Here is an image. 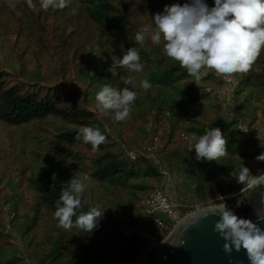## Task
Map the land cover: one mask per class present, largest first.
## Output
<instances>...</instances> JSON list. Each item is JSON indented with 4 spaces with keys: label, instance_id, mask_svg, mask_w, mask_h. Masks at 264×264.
<instances>
[{
    "label": "trees",
    "instance_id": "trees-1",
    "mask_svg": "<svg viewBox=\"0 0 264 264\" xmlns=\"http://www.w3.org/2000/svg\"><path fill=\"white\" fill-rule=\"evenodd\" d=\"M34 2L39 8V0ZM185 2L72 0L71 5H75L62 10L50 7L47 11L34 12L25 0L22 9L16 8L25 29L20 31L15 43L26 40L28 34V39L36 35L38 50L47 53L45 48L51 54L54 45L47 47L46 42L52 33L51 42L56 39L61 46L60 51L55 48L54 54L65 56L61 57L64 71L72 70L73 65L77 74L88 82L83 88L66 76V72L65 82L53 83L50 76L46 80L30 81L24 77L23 70L14 73L0 68V123L5 130L19 132L28 128V134L33 137L27 144L17 143L9 134L8 139L0 140V183L4 184L0 189V264L134 261L147 244L141 235L127 236L125 231L141 221L140 199L144 194L156 187L169 191L173 183L186 178L187 195L194 190L198 201L207 202L217 194L240 192L242 185L230 173L244 163L254 173L264 169V162L255 159L264 151L256 130L259 118L264 116V49L249 72L235 74L240 78V86L232 99L234 114L230 115L231 105L224 108L214 89L207 91L214 81L213 69L202 70L207 75L198 86L177 61L164 55L163 39L159 46L150 39L143 45L135 42V33L141 27L154 28L152 16L162 11L165 4ZM206 2L210 6L214 4V0ZM48 15H53L51 23L47 22ZM74 36L85 37L87 43L76 42L70 47L68 42ZM83 46L86 61L73 62ZM129 47L139 50L144 68L140 73L118 70L120 76L130 77L134 82L124 85L120 76L114 77L107 69L112 64L113 52L122 57ZM51 64L58 71L57 63L52 60ZM143 78L152 85L148 90L140 87ZM105 84L116 89L128 87L137 93L125 121H116L112 110L101 112L97 107L95 96ZM139 118L146 122L152 118L160 126L168 120L161 149H150L158 130L152 126L149 131L146 122H140ZM52 122L58 126L52 127ZM240 123H246L249 132H242ZM127 125L133 129L131 132L126 131ZM83 126L98 128L107 137L96 151L90 144L75 139ZM212 127L224 132L227 154L218 162L197 161L195 150L191 156L188 151V138L193 132L203 135ZM181 133L187 135L183 149L176 143ZM49 152L56 157H50ZM176 170L182 174L186 171L188 175L180 176ZM73 175L89 178L77 216L93 206L106 209L98 227L85 235H79L76 228L66 231L57 227L58 220L53 215L61 183ZM262 192L264 188L246 192L240 209L255 211L254 204L260 207ZM241 195L233 197L237 200Z\"/></svg>",
    "mask_w": 264,
    "mask_h": 264
},
{
    "label": "clouds",
    "instance_id": "clouds-1",
    "mask_svg": "<svg viewBox=\"0 0 264 264\" xmlns=\"http://www.w3.org/2000/svg\"><path fill=\"white\" fill-rule=\"evenodd\" d=\"M71 3L72 0H39L37 8L34 0H27L28 7L34 12L47 11L50 7L62 10ZM72 12L75 14L76 9L73 8ZM152 21L154 28L143 26L136 31L135 42L143 45L150 39L152 44L159 46L163 39L164 55L177 61L198 86L207 75L202 71L205 68L213 69L218 77L223 78L249 72L264 49V0H214L212 6L206 0L165 4L162 11L152 16ZM143 68L139 50L129 47L122 57L113 52L112 64L107 71L115 77L120 76V69L140 73ZM120 80L124 85L134 83L130 77L120 76ZM151 86L148 79L140 80V87L144 90ZM136 99L137 93L128 87L116 89L108 84L95 96L99 110H112L116 121H125L129 117ZM257 130L259 146L264 148V133ZM241 131L248 132L249 128H242ZM75 139L90 144L96 151L107 137L98 128L83 126ZM188 141V151L195 150L197 161L218 162L227 154L228 140L219 127L207 129L203 135L193 132ZM255 159L264 162V151ZM230 176L242 185V195L236 200V207L242 206L246 192L264 188V169L254 173L244 163ZM88 179L87 175H73L61 183V193L53 213L58 220L57 227L66 231L76 228L79 235L92 233L98 227L106 209L93 206L86 213L76 214L82 206L81 197L88 187ZM235 195L217 194L198 214H194L193 221L199 222L208 216L217 217L213 231L225 241L223 250L229 255L233 251L244 250L249 264H264V227L260 223L264 221V192L261 193L260 207L254 204L257 221L240 217L228 206L227 200ZM73 217H76L75 220Z\"/></svg>",
    "mask_w": 264,
    "mask_h": 264
},
{
    "label": "rangeland",
    "instance_id": "rangeland-1",
    "mask_svg": "<svg viewBox=\"0 0 264 264\" xmlns=\"http://www.w3.org/2000/svg\"><path fill=\"white\" fill-rule=\"evenodd\" d=\"M25 0H2L0 1V68L4 67L6 70H9L14 73H20L23 71L26 72V75L24 76L30 81H38V80H46L49 76L50 78L53 79V83H56V81H63L65 82V75L64 72H66V76L74 80V82L81 87L84 88L86 86V83L88 82V79L84 76H81L77 74V70L74 69L73 65L70 67L72 70L64 71V68L61 64V57L65 58L64 54H54L55 48H57L58 51H60V45L57 42L56 39H54V42H51V34L49 36L48 41L46 42L47 47H52L54 45V49L51 52V54H48L47 49L43 48L47 53H45L43 50L39 51L35 39L36 35H32L29 39L28 37L30 36L29 34L26 37V40H19L17 43V37L20 34V31L25 29L24 24L18 20L20 19L21 14L16 11V8H23ZM35 3V2H34ZM10 5L12 7H10ZM75 5L74 3L71 5ZM13 8V9H11ZM13 11V12H12ZM75 18V17H74ZM53 20V15H48L47 22L51 23ZM79 24H82V21L78 19ZM35 33L39 34V32L35 31ZM76 42L82 43H87V40H85V37L83 38H76L75 36L73 37V40L71 42H68V45L70 47L74 46ZM28 46V47H27ZM24 49V50H23ZM85 49L86 47L83 46L82 48L78 49L79 55H77L74 59L73 62L78 61L81 63H84L86 61V55H85ZM74 51V49L72 50ZM55 61L57 63V69L51 64V61ZM240 81V78H239ZM211 86H214V92L216 93L218 100L220 102V105L226 108L229 104L231 105V110L232 112L230 115L234 114L233 109L234 105L232 104V99L234 98V92L235 89H230L228 86H223L219 87L214 85V81L211 84ZM211 86L207 88V91H212L210 90ZM213 88V87H212ZM140 122H146L143 118H139ZM258 125L256 127V130L259 129L261 133H264V116H261L258 120ZM139 122V123H140ZM168 120H164L163 123L160 124H155L152 121V118H150L146 124L148 130H152V126L156 127V136H154L153 144H150V149L152 150H158L161 149L164 145L163 143V137L164 135V127L167 128L168 126ZM57 123L52 122L51 125L52 127L58 126L56 125ZM246 124V123H245ZM37 125H42L41 123ZM28 128L25 129V131H15L13 129H7L5 130L3 125L0 123V140L3 141L4 137L8 139L9 135H12L14 140L18 142H22L27 144L32 142L30 141L31 139L33 140V137H31L28 134ZM133 129L130 127V125H127V132H131ZM258 131V130H257ZM9 134V135H8ZM187 140V135L186 133H181L179 135V139L177 140V144H179V148L183 149V146ZM180 142V143H178ZM16 143V144H17ZM16 147V146H15ZM190 156L192 155V152H189ZM45 156H47V152H44ZM50 157H56L55 153L49 152ZM41 165L43 166L44 163L41 162ZM40 167V165H38ZM176 172L180 176H186L187 172L184 171L183 174L182 172H179L176 170ZM188 175V174H187ZM182 179V178H181ZM4 184L0 183V189L2 188ZM167 191L170 195L171 198L181 202L182 204L186 205V209L184 210L187 214L191 213L199 208L204 207L207 202L205 201H198L196 196L197 193L196 191L193 194L187 195V192L189 191V188L187 186V179H182L179 183H173ZM238 192L237 194H239ZM222 195H227L223 193ZM230 195V194H229ZM228 195V196H229ZM236 197L229 198L227 200L228 205H232L236 207ZM210 201V200H209ZM238 210L242 211L240 207H236ZM183 212V216L186 215V213ZM142 216V215H140ZM165 216V215H163ZM166 217V216H165ZM142 219V217H140ZM139 235H141L146 244L147 247L150 246L151 242L154 244L162 242L165 240V238L169 235L170 231H164L158 228L157 225L148 222V226L142 225L138 229ZM143 252V251H142ZM141 252V253H142ZM140 253V254H141ZM139 254V255H140ZM138 255V256H139ZM137 256V258H138ZM137 258L134 261H126L124 264H134V262L137 260Z\"/></svg>",
    "mask_w": 264,
    "mask_h": 264
},
{
    "label": "water",
    "instance_id": "water-1",
    "mask_svg": "<svg viewBox=\"0 0 264 264\" xmlns=\"http://www.w3.org/2000/svg\"><path fill=\"white\" fill-rule=\"evenodd\" d=\"M228 206L240 217L257 221L256 210L243 212ZM200 209L185 215L164 241L143 250L134 264H249L244 250L233 251L230 255L223 250L225 241L213 231L217 217L193 221ZM260 223L264 227V221Z\"/></svg>",
    "mask_w": 264,
    "mask_h": 264
},
{
    "label": "built area",
    "instance_id": "built-area-1",
    "mask_svg": "<svg viewBox=\"0 0 264 264\" xmlns=\"http://www.w3.org/2000/svg\"><path fill=\"white\" fill-rule=\"evenodd\" d=\"M212 75L214 78V85H216L218 82H221L222 84L219 87H223L225 85L230 87V89H235L234 94L239 90L240 81L235 74L231 75L228 78H223V77H218L215 74V71L212 70ZM213 89L214 86H211L210 90ZM238 127L240 129L249 128V126H247L244 123H240ZM185 209H186V205L171 198L166 189L156 187L155 189H153L147 194H144L141 197L140 212L142 215V219L135 227L127 228L125 233L127 234V236H130L134 233H138L139 231L138 229L142 225H144V223H148V222L157 225L158 228L161 230L171 232L174 225L184 217L182 213L185 212L184 211ZM163 215H165L166 217ZM156 244L151 242L150 246H154Z\"/></svg>",
    "mask_w": 264,
    "mask_h": 264
}]
</instances>
